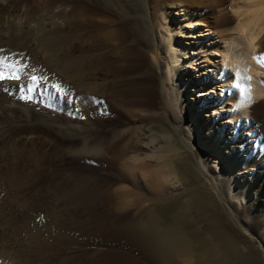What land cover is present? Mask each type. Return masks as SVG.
I'll return each mask as SVG.
<instances>
[{
	"label": "bare ground",
	"instance_id": "obj_1",
	"mask_svg": "<svg viewBox=\"0 0 264 264\" xmlns=\"http://www.w3.org/2000/svg\"><path fill=\"white\" fill-rule=\"evenodd\" d=\"M201 2L0 0V264H142L121 251L123 240L136 249L139 241L151 242L157 247L153 252L170 253L158 240L167 234L162 225L176 203L158 199L180 189L179 177L167 165L178 153L167 147L180 118L175 106L183 102L167 83L171 68L184 66L178 50L185 48L176 46L178 40L173 44L168 16L180 7L191 18ZM196 22L206 25L203 19ZM161 29L173 32L169 38L161 35L168 44L159 42ZM207 31L214 33L212 27ZM185 58L197 64L195 56ZM250 67L258 71L253 60ZM200 76L196 84L205 83ZM193 89L198 86L188 90ZM255 96L263 99L262 86L254 87ZM244 102L239 98L234 105ZM208 109L212 115L220 112ZM203 111L192 115L191 125L197 118L206 124ZM150 118L163 125L161 135L149 130ZM225 123L237 132L234 120ZM42 124L49 133L41 131ZM220 135L213 134L209 146L216 166L218 153H226L229 144L222 146ZM251 137L255 143L257 135ZM245 159L247 170L239 168L243 159L237 155L226 154L222 163L230 171L229 186L220 181L229 199L243 196L236 195V175L260 173L256 160L249 154ZM211 171L217 180L221 174ZM244 186L246 192L253 188ZM230 208L238 209V203L230 202ZM143 213L144 223L138 222ZM146 253L143 264L154 263Z\"/></svg>",
	"mask_w": 264,
	"mask_h": 264
},
{
	"label": "rangeland",
	"instance_id": "obj_2",
	"mask_svg": "<svg viewBox=\"0 0 264 264\" xmlns=\"http://www.w3.org/2000/svg\"><path fill=\"white\" fill-rule=\"evenodd\" d=\"M201 1L199 4L201 7L196 8L198 10L197 15L195 14L191 18L187 16L186 18L185 14L180 12V7L172 8L168 16L171 18L168 27L175 31L172 37L173 44L175 45L178 40V43H180L176 46L180 45L185 48L178 50L181 54L180 58L185 60L184 66H181V63L176 64L177 66L174 64L175 67L171 68L172 80L167 83L174 94L179 93L178 97L183 102L182 105L176 104L177 107L175 106V109H179L180 118L176 124L177 129H170V131L172 130L170 133L171 143L167 147L169 150L172 149L170 154H173V152L178 153L180 162L177 159H172L168 161L167 165L179 177L180 189L172 195L158 199V202L169 203L175 201L176 203L173 206V208H176L169 214L166 225H162L167 234L158 240L159 245H167L166 247L171 254L153 252L157 247L151 242V244H148V242L143 244L139 241L140 247H142H139L140 250L136 249V246L133 247V243L129 244L128 240L121 241L119 245L123 253H129L130 255L127 254L129 257L133 256L132 258L135 261L142 264L147 261L146 252H149L150 256L152 254L151 257L155 264L166 262L168 264V260L169 264L173 260L177 261L176 264H264V236L262 235L264 232V97L263 99L258 96L254 97L255 86L264 88V84L261 83L264 82V68L258 66V71L252 70L250 64L245 67L239 66L240 70L233 68L229 60L225 59V54L230 56L231 51L230 47L226 48L224 43V41L229 40L231 36V33H229L231 28L229 27H232L234 23L227 11L229 0ZM167 4L165 3L163 6ZM219 18L225 20L226 23L219 25ZM198 19H203L206 25L197 23L196 20ZM210 27L213 28L214 33H208L207 30ZM161 30V34H158L159 42H164V45L168 44L167 41L160 40L161 35L166 33L169 38L173 32H170V34L163 29ZM224 30L229 31L223 34L222 31ZM259 49L256 55L264 53V42H262ZM192 55L196 58V65L195 63L191 65V60L185 58V56L191 57ZM161 58H163V61L168 60L163 56ZM202 61L203 63H201ZM197 65L198 68H196ZM183 73L187 76L184 77ZM200 75L205 79L204 84L195 83L201 77ZM245 76L251 77V81L245 80L243 78ZM249 84L251 87V102L249 103L245 99L247 103L244 102L242 107L234 105V102L241 98L240 86L246 87ZM194 86H198V89L188 90L194 88ZM183 87L184 92H182V95L180 93ZM200 87L203 90H199ZM200 92L203 94L199 95ZM61 97L63 98V95ZM172 103L174 104V102ZM244 104L247 107H243ZM221 106L223 107L220 108ZM209 107L220 109V112L217 115H212L211 109H208ZM201 108L207 111L202 112V115H204L202 119L206 121V124H201L202 121L197 118V121L194 120L193 125H191L192 115L195 116L198 109ZM248 115H252L251 118ZM186 118L187 120H185ZM74 119H76L75 115L72 117V120ZM230 119L234 120V124H237V132L232 128L227 129L226 126L231 123L225 122ZM35 120L30 115L29 125L35 124ZM154 120L155 118L148 119V122H151L149 130L155 135H161L163 125ZM38 127L41 128V131H48V133L51 130L50 127L43 124L38 125ZM218 132L222 137L219 143L222 146L229 144L227 152L222 154L223 158H221V153H218L220 164L218 163V166H216L214 153L209 149V146L213 143L212 135H216ZM98 133L95 134L96 139L101 137V134ZM256 135L257 140L254 143L253 139L250 138ZM60 140L58 138L59 143H61ZM226 154L237 155L238 158L243 159L239 160V163L242 164L239 168L243 170H247L248 164L246 162L244 164V161L248 154L249 160L253 158L258 162L256 169L260 173L249 172L248 174L252 173L254 176L248 175V178L245 179L241 177L242 175H236L234 186L236 188L240 187L236 189V195L242 192L243 196H246L244 201L243 196L233 199V193L230 196L232 199H229V196L227 197L222 190V183L220 182L222 179H224L223 183L225 181L228 183L227 186L230 184V171L227 167L222 166ZM179 163L184 169L178 166ZM211 170L222 176L220 175L216 180V175H213ZM246 183L253 186L247 192L244 189ZM140 185L141 192L144 191L145 193L148 190L147 187L143 182ZM196 199L202 202L199 204L198 200L195 201ZM230 202L238 203V209L230 208ZM152 211L156 213L155 210ZM145 216L143 213L137 217L138 222L144 223ZM144 247L146 248L144 249ZM64 248L67 249V246L64 245ZM156 253L158 256H162L163 259L156 256ZM162 254L166 256L163 257ZM150 263L154 264L151 261Z\"/></svg>",
	"mask_w": 264,
	"mask_h": 264
},
{
	"label": "clouds",
	"instance_id": "obj_3",
	"mask_svg": "<svg viewBox=\"0 0 264 264\" xmlns=\"http://www.w3.org/2000/svg\"><path fill=\"white\" fill-rule=\"evenodd\" d=\"M227 11L234 23L231 36L224 43L234 55L225 54V59L233 66L249 65L264 42V0H229Z\"/></svg>",
	"mask_w": 264,
	"mask_h": 264
},
{
	"label": "snow or ice",
	"instance_id": "obj_4",
	"mask_svg": "<svg viewBox=\"0 0 264 264\" xmlns=\"http://www.w3.org/2000/svg\"><path fill=\"white\" fill-rule=\"evenodd\" d=\"M252 60L260 67V68H264V53H261L259 55H253L252 56ZM245 80L247 81H251V77L245 76L243 77ZM0 79H4V76L2 74H0ZM262 84H264V82H261ZM235 87V85H234ZM240 91V97L241 99H246L247 102H251V87L250 84L248 86H240L239 88ZM23 98V97H21Z\"/></svg>",
	"mask_w": 264,
	"mask_h": 264
}]
</instances>
